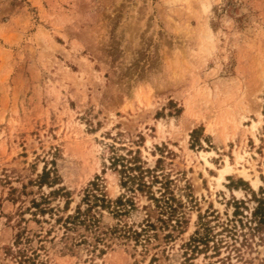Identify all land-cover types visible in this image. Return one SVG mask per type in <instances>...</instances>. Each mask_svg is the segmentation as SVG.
<instances>
[{"label":"rangeland","instance_id":"1","mask_svg":"<svg viewBox=\"0 0 264 264\" xmlns=\"http://www.w3.org/2000/svg\"><path fill=\"white\" fill-rule=\"evenodd\" d=\"M261 214L264 0H0V264H264Z\"/></svg>","mask_w":264,"mask_h":264},{"label":"trees","instance_id":"2","mask_svg":"<svg viewBox=\"0 0 264 264\" xmlns=\"http://www.w3.org/2000/svg\"><path fill=\"white\" fill-rule=\"evenodd\" d=\"M89 196H91L92 198H91V202H92V204L90 203V204H88V201H89V199H88V197ZM82 200H85L86 202H85V205H86V207L83 209V211H80V207H79V205H76V207H75V209H74V211H73V214H66L65 216H59V217H57L56 218V220L55 221H60L61 222V225L63 226V229H67V225L68 224H73V222L74 221H76L77 220V222H79V223H84V217L82 218V219H80V220H78L79 219V216H80V213L81 212H84V213H87V212H89V210H90V207L91 206H98V207H100V206H103V204H104V199L102 198V199H99L96 195H88V193H85L84 194V196H83V199ZM102 202L101 203V205H97L96 204V202ZM90 202V201H89ZM106 203V202H105ZM113 206H115V207H111V208H113L112 209V213L113 214H119L120 213V211H124L125 210V208L124 209H122V210H120V209H118V208H116L117 206H119V205H124V203L125 204H127V205H132L131 204V201H125V202H122L121 201V198L120 197H117L114 201H113ZM35 208L37 207V206H34ZM106 207H108V206H106ZM87 214H84L83 216H86ZM262 216H263V218H264V214H261ZM91 217V216H90ZM90 220V218L89 217H87V223H88V221ZM91 221V223H93V221L94 220H90ZM85 227H86V225H84ZM120 230V229H119ZM122 232H123V234H122V236H124V233H127V235L128 234H131V236L134 238V239H136L137 240V237H138V233H136L135 231H132L131 233H129V230H122Z\"/></svg>","mask_w":264,"mask_h":264},{"label":"bare ground","instance_id":"3","mask_svg":"<svg viewBox=\"0 0 264 264\" xmlns=\"http://www.w3.org/2000/svg\"><path fill=\"white\" fill-rule=\"evenodd\" d=\"M225 171L226 168L218 169V176L216 177L217 183L223 178ZM252 184L256 187L258 184V180L257 179L252 180Z\"/></svg>","mask_w":264,"mask_h":264}]
</instances>
